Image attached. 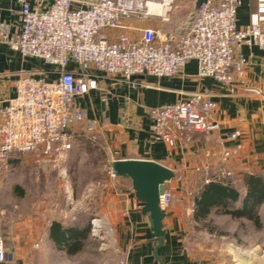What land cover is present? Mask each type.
<instances>
[{
  "label": "crops",
  "instance_id": "1",
  "mask_svg": "<svg viewBox=\"0 0 264 264\" xmlns=\"http://www.w3.org/2000/svg\"><path fill=\"white\" fill-rule=\"evenodd\" d=\"M196 1L147 2L144 6L147 17L124 19L122 29L105 35L110 40L120 35L137 37L141 29L151 28L166 38H174L182 32L195 11ZM26 2L31 10L43 11L51 0ZM82 6L85 5H74V8ZM255 9L256 0H242L236 13L238 28L249 25ZM20 17L18 0H0V20L9 25V34L19 30ZM237 53L245 58L246 64L241 71H232L230 85L199 78L197 63L192 60L172 77L145 76L129 81L108 76L91 66L80 68L73 63L66 66L67 71L85 70L96 81L95 88L75 101L83 121L74 129L76 138L72 149L78 141L76 139L82 141L81 136H87V130L81 133L86 125L93 123L96 141L92 146L100 151L102 163L152 161L172 170L174 178L165 183L172 201L164 209V237L159 247L147 215L142 213L144 204L135 197L128 179L117 177L95 194V210L92 212L91 208L75 203L85 201L83 194L74 195L73 199L54 200V238L51 237V226L46 228L47 238L54 248V264H60L63 257L69 264L91 243L93 212L112 227L117 251L120 256H126L127 264H264V236H255L261 228L264 229V203L252 211L260 226L248 218L251 201L247 199L246 206L243 203L245 175L264 177V47L242 46ZM26 77L52 81L57 74L54 67L43 61L23 57L0 44V124L3 110L15 98L18 82ZM193 93H203L215 103L219 131L211 135L194 133L188 144L179 140L164 143L156 139L148 110L175 104ZM235 132L239 133L236 139H227ZM69 153L64 163L56 164L58 168H66L70 162ZM224 170L232 173V184L239 199L212 206L208 217L200 219L196 216L195 204L200 199L195 192L210 180L217 179ZM68 178L63 181L68 182ZM77 183L86 185L83 177ZM74 203L75 206L68 210V206ZM236 210L242 215L229 214ZM218 218H224L231 225H220L216 221ZM84 260L82 264H105L99 259L97 262ZM0 264L29 263L19 258L15 263L12 260Z\"/></svg>",
  "mask_w": 264,
  "mask_h": 264
},
{
  "label": "built area",
  "instance_id": "2",
  "mask_svg": "<svg viewBox=\"0 0 264 264\" xmlns=\"http://www.w3.org/2000/svg\"><path fill=\"white\" fill-rule=\"evenodd\" d=\"M152 1L165 0H51L43 11L31 10L26 0H18L20 28L9 34V25L0 20V44L54 67L57 77L52 81L26 77L18 82L15 98L2 113L0 163L12 154H35L55 164L66 161L76 138L74 129L83 121L75 101L96 87L87 71H67L69 63L80 68L91 66L108 76L129 81L145 76L172 77L192 60L197 63L199 78L230 85L232 71L239 72L246 64L237 50L242 46L264 47V0H256V9L245 28L236 25L242 0H203L194 18L174 38H166L151 28L141 29L137 37L120 35L110 40L105 35L122 29L124 19L147 17L144 6ZM148 115L154 137L164 143L179 140L188 144L194 133L211 135L220 129L216 105L203 93L151 108ZM85 130L87 136L81 137L95 142V124L88 123ZM238 136V132L231 133L227 139ZM102 172L106 181L89 185L86 199L117 178L112 161L104 164ZM217 179L232 181L233 175L224 170ZM171 201V193L164 190L159 197L161 209L169 207ZM92 227L93 232H100L102 224L93 220ZM11 258L2 237L0 211V263ZM116 264H127L126 256H119Z\"/></svg>",
  "mask_w": 264,
  "mask_h": 264
},
{
  "label": "rangeland",
  "instance_id": "3",
  "mask_svg": "<svg viewBox=\"0 0 264 264\" xmlns=\"http://www.w3.org/2000/svg\"><path fill=\"white\" fill-rule=\"evenodd\" d=\"M84 131L86 130L81 133ZM76 140L74 150L71 148L69 151L70 162L63 169L58 168L53 160L43 161L35 154H12L7 161L0 163L2 237L14 263L21 258L26 259L29 264H54V248L47 238L46 229L54 223V200L84 195L89 185L104 180L102 170L105 163H102L100 151L89 140ZM67 177L69 181H63ZM82 177L86 185L77 183ZM101 190L102 188H97L84 202L81 200L75 203L91 208L92 212L95 210V194ZM75 203L69 205L68 210ZM74 211L79 212V209ZM93 220L102 223L100 232H93ZM216 221L224 227L231 225L224 218ZM255 236H264V229L261 228V232H257ZM120 254L115 245L112 227L98 213L93 212L91 243L69 264H82V261L85 263L84 259L92 262L99 259L105 264H113ZM59 261L60 264H68L64 257Z\"/></svg>",
  "mask_w": 264,
  "mask_h": 264
},
{
  "label": "water",
  "instance_id": "4",
  "mask_svg": "<svg viewBox=\"0 0 264 264\" xmlns=\"http://www.w3.org/2000/svg\"><path fill=\"white\" fill-rule=\"evenodd\" d=\"M202 2L203 0L196 1L195 11L189 21L194 18ZM112 169L117 177L130 180L135 197L144 204L142 213L147 215L159 247L163 243L165 218V212L159 205V197L165 190V183L174 178V172L158 163L145 160H116L112 162Z\"/></svg>",
  "mask_w": 264,
  "mask_h": 264
},
{
  "label": "trees",
  "instance_id": "5",
  "mask_svg": "<svg viewBox=\"0 0 264 264\" xmlns=\"http://www.w3.org/2000/svg\"><path fill=\"white\" fill-rule=\"evenodd\" d=\"M246 197L243 200L245 206L249 199L250 215L249 219L256 225H259V219L252 214L253 209L264 203V177L259 175H245ZM200 200H196V210L200 219L205 220L212 206L225 204L226 201L236 202L239 199V193L232 184V181H224L221 179L210 180L203 186L199 187L196 192ZM235 217H239L240 210L229 213ZM51 237L54 238V223L51 226Z\"/></svg>",
  "mask_w": 264,
  "mask_h": 264
},
{
  "label": "bare ground",
  "instance_id": "6",
  "mask_svg": "<svg viewBox=\"0 0 264 264\" xmlns=\"http://www.w3.org/2000/svg\"><path fill=\"white\" fill-rule=\"evenodd\" d=\"M95 224H96V226H99V222L96 221ZM100 224H101V223H100Z\"/></svg>",
  "mask_w": 264,
  "mask_h": 264
}]
</instances>
